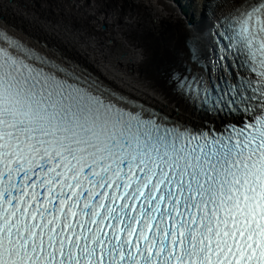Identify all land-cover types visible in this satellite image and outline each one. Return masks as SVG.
<instances>
[{
	"label": "snow or ice",
	"instance_id": "1",
	"mask_svg": "<svg viewBox=\"0 0 264 264\" xmlns=\"http://www.w3.org/2000/svg\"><path fill=\"white\" fill-rule=\"evenodd\" d=\"M129 103L0 24V264H264V0H204Z\"/></svg>",
	"mask_w": 264,
	"mask_h": 264
},
{
	"label": "bare ground",
	"instance_id": "2",
	"mask_svg": "<svg viewBox=\"0 0 264 264\" xmlns=\"http://www.w3.org/2000/svg\"><path fill=\"white\" fill-rule=\"evenodd\" d=\"M0 19L51 42L117 89L177 119L197 118L168 83L185 22L165 0H0Z\"/></svg>",
	"mask_w": 264,
	"mask_h": 264
},
{
	"label": "rangeland",
	"instance_id": "3",
	"mask_svg": "<svg viewBox=\"0 0 264 264\" xmlns=\"http://www.w3.org/2000/svg\"><path fill=\"white\" fill-rule=\"evenodd\" d=\"M195 3H194V2ZM200 1L201 0H192V7L194 8V11H195V17H196V19H197V21H199L200 20V16L198 15V10L200 9ZM194 3V4H193ZM182 4H183V2H182ZM198 4V5H197ZM21 5L22 4H20L19 5V7H17V3L14 5V8L20 13V8H21ZM143 12H145V10H143ZM191 13L189 12V15H190Z\"/></svg>",
	"mask_w": 264,
	"mask_h": 264
}]
</instances>
